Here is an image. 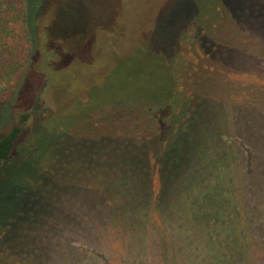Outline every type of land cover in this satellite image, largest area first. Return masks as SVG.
<instances>
[{
    "label": "rangeland",
    "instance_id": "1",
    "mask_svg": "<svg viewBox=\"0 0 264 264\" xmlns=\"http://www.w3.org/2000/svg\"><path fill=\"white\" fill-rule=\"evenodd\" d=\"M27 1L31 2L28 22L32 25L35 21L33 54L0 95V139L13 126L22 130L4 167L13 173L0 177V227L18 218L21 208L30 202L31 195L25 191V186L30 182L34 184L40 176L37 168L50 163L55 168L56 163L65 161V174L76 172L68 160L77 153L72 147L79 136L89 135L85 128L104 117L105 121L113 120L135 104H161L176 100V95L185 99L196 93L207 101L191 128L192 146L189 145L175 185L171 186L172 199L182 197L189 167L212 168L210 164L205 165L201 157L207 156L204 135L212 134L217 128L222 132L220 147H234L242 163L244 158L238 152L240 143L255 153L254 165L263 166L259 158L264 152V0H222L232 23L217 37L219 42L205 37L195 19L198 8L212 10L208 0ZM35 1L38 5H33ZM199 22L207 25L206 20ZM191 97L186 103L193 110L194 96ZM109 103L114 106L113 111L95 113ZM124 118L134 123L132 126L139 132L147 130V133L163 135L170 125L167 109L153 114L140 108L126 112ZM113 122L101 124L105 128L97 131L114 134L112 128L119 122ZM148 157L154 166L152 155ZM159 178L152 173L154 198ZM80 192L72 191L76 205L71 203L73 207H70L58 201L50 191L46 199L47 221L22 231L23 236L11 245L14 251L4 250L0 260L30 264L34 260L28 255L22 256V244L32 243L38 251L43 246L51 249L54 237L49 233L54 235L55 227L64 238L73 233L76 247L102 249L107 264L213 263V257L209 256L202 263L198 262L202 254L198 249L194 254V249L199 247L194 229L187 232L178 227L181 230L176 231L178 229L164 225L160 219L163 213L156 210H150L151 225L147 227L146 242L138 241L136 236L128 235L130 232L117 226L106 241L98 231L82 233L84 229L89 231L90 225H81L79 221L70 225L60 219L62 224L55 226V222L49 220L51 211L77 216L83 212L93 214L91 222L95 226L97 209H83L77 203L102 197L112 202L115 194L100 185L98 189L84 186ZM31 193L36 194L37 190L33 188ZM255 197L264 199L263 193L250 196ZM109 207L106 209L110 210ZM195 208L198 209L197 203ZM258 209H264V201ZM241 218L245 224L249 219L245 213ZM96 228H101L100 222ZM260 241H250L242 258H237V264H264V237ZM176 246L183 252L175 251ZM136 249L140 256L134 262ZM173 253H176L174 258ZM50 259L51 256H46L41 262H55Z\"/></svg>",
    "mask_w": 264,
    "mask_h": 264
},
{
    "label": "trees",
    "instance_id": "2",
    "mask_svg": "<svg viewBox=\"0 0 264 264\" xmlns=\"http://www.w3.org/2000/svg\"><path fill=\"white\" fill-rule=\"evenodd\" d=\"M207 2L213 11L198 8L195 19L205 37L212 42H219L217 37L222 36L224 28L232 23L231 14L222 0ZM30 5L31 2L28 3L27 0H0V95L28 64L33 54L35 21L32 25L28 22ZM33 5H38L37 1ZM199 20H206L208 26L200 24ZM211 23L213 24L210 25ZM195 95L191 94L185 99L176 95V100L169 99L161 104L153 102L135 104L124 110L125 114L146 108L154 114L167 109L170 125L163 135L147 133V130L136 131L135 125L132 126L134 123L127 122L124 114L114 116L113 120L105 121L107 118L104 117L100 122L92 121L90 126L85 128L89 135L79 136L76 145L72 147H75L77 153L68 162H71L76 172L71 175L69 173L70 176L65 174V161L56 163L55 168L52 163L37 168L40 176L34 184L28 183L32 186L28 184L25 186V191L31 195L30 202L25 207L22 205L18 218L0 227V256L4 250L14 251L11 245L17 238L23 236L22 231H26L27 227L33 229L34 224L47 221L49 210H46L48 206L46 199L50 191L58 201L73 207L71 203L76 205V201L72 191L80 192L84 186L86 189H98L100 185L115 193L112 202H106L102 197L100 200L91 198L85 203L77 204L88 210L95 207L99 218L96 219L101 223V228H96L98 222L95 226L92 225L93 214L85 212L77 216L73 213L58 214L51 211L49 220L54 221L55 226L62 224L60 219L67 220L70 225L76 221L81 225H90L88 227L90 230L84 229L82 233L98 231L99 236L105 241L110 238V232L118 227L127 233L130 232L128 235L136 236L138 241L146 242L147 227L151 225L150 210H156L163 213L160 219L164 225L178 229L176 231L181 230L178 227L187 232L194 229L195 239L199 244V247L197 245L194 249V254L197 249L202 254V259L198 262L202 263L203 259L209 256L214 259L211 264H237V258H242L241 254L245 247H248V243L256 239L260 241L264 237V209H258L264 199L250 198L252 195L262 193L264 196V164L255 166L253 161L255 153L239 143L238 148L241 151L238 152L244 158L240 163L234 147H220L223 144L222 132L217 128L211 132L212 134L204 135L208 147L205 149L207 156L201 157L206 161L205 165L210 164L212 168L189 167V176L182 187L184 188L182 197L172 199L171 186L175 185L176 175L181 168L182 159L187 155L189 145L192 146L191 128L207 102L202 94ZM191 96H194L193 110L189 109L186 103L192 99ZM107 109L113 111L112 103L95 113L103 114ZM113 121L119 122V125L112 128L114 134L105 130L97 131L105 128L101 127V124ZM21 133V128L13 126L0 139V177L13 173L7 172L4 167ZM222 137L224 139V136ZM212 148L220 149L214 152ZM150 154L154 159V166L149 162ZM194 155L197 156V153ZM260 158L259 160L264 162V152L260 154ZM152 173L160 177L155 198ZM75 175H79L80 178ZM240 178H246L248 181H241ZM33 188L37 190L36 194L31 193ZM236 195H239V198ZM196 203L198 209L195 208ZM108 206L110 210L106 209ZM244 213L249 217L246 224L241 218ZM65 228L67 229V226ZM53 229L54 235L49 233V236L54 237L51 249L43 246L38 251L32 243L28 246L26 243L22 244L24 248L22 256L28 255L34 260L30 264H43L41 260L46 256H51L50 260L55 261L47 264H107L102 249L95 246L88 248L85 245L76 247L73 245L75 243L73 233L70 232V236L64 238L63 235L59 236L60 232L55 227ZM62 238L64 243L61 242ZM181 240L183 242V237ZM204 244L210 248L203 246ZM176 250L183 252V249L177 246ZM63 253L64 258L58 260L63 257L61 256ZM139 256V250H134L133 261L137 262L136 257ZM174 257L176 253H173L172 258ZM0 264L11 263L0 260Z\"/></svg>",
    "mask_w": 264,
    "mask_h": 264
}]
</instances>
